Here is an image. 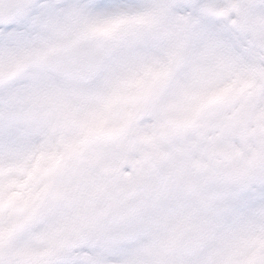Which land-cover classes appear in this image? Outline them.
<instances>
[{"label":"snow or ice","instance_id":"obj_1","mask_svg":"<svg viewBox=\"0 0 264 264\" xmlns=\"http://www.w3.org/2000/svg\"><path fill=\"white\" fill-rule=\"evenodd\" d=\"M0 264H264V0H0Z\"/></svg>","mask_w":264,"mask_h":264}]
</instances>
